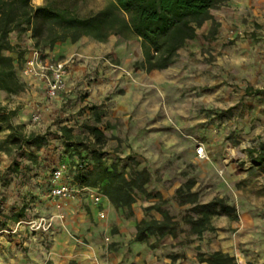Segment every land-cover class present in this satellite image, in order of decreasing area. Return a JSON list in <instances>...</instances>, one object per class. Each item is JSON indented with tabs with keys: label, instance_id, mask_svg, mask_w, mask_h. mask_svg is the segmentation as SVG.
<instances>
[{
	"label": "rangeland",
	"instance_id": "374dc122",
	"mask_svg": "<svg viewBox=\"0 0 264 264\" xmlns=\"http://www.w3.org/2000/svg\"><path fill=\"white\" fill-rule=\"evenodd\" d=\"M58 1L68 5L81 18L91 17L113 3L112 0H43L40 4L33 0L32 3L45 6ZM224 7L226 5L214 12H220ZM263 23L255 22L254 26H246L244 30L231 29L225 35L218 28L215 37L207 35L206 29H200L198 37L180 51L176 63L154 77L142 68L141 41L130 31L121 36L110 35L103 42L82 38L98 47L95 57L86 58L92 59L94 64L90 72L83 75L85 81L96 86L93 100H89L90 90L79 85L72 92L75 97L66 104L69 115L64 119L55 118L48 130L31 133L37 138L35 144L27 145L20 152L22 156L13 154L23 161L21 166L15 169L14 164L20 161L15 160L6 171L32 174L45 181L52 171L65 167L66 183L91 189L101 196L100 204L94 203L87 191L79 198L81 210L88 218L99 226H106L100 237L109 249L119 246V228L117 224L114 228L109 224L134 221L137 230L138 223L162 221L168 214L170 226L175 229L173 234L149 236L146 242H140L136 233V241L158 264H211L216 253L233 258L236 264H264L259 261L260 253L248 247L249 242L242 243L234 252H226L218 243L221 235L228 241L240 230L241 234L244 231V217L235 190L242 191L244 183L255 180L253 186L257 185L258 189L253 190L256 193L253 206H258L259 200L264 203V173L258 174L251 155L252 151L264 150V62L255 64L247 59L234 62V56H245L247 52L225 53L229 56L228 62H220L223 61L222 52L216 51L219 45L264 44V33H259L264 28ZM28 37H31L30 32L22 37V41ZM79 58L83 60L85 56ZM141 73L150 80L168 73L171 82L162 89L156 84L142 85L144 106L147 110L157 108L155 115H144L135 124V116L127 123L120 122L110 108L113 98L123 92L118 82L126 77L137 80L135 76ZM143 124L145 129H142ZM63 126L72 129V137L67 140L60 132ZM93 129L103 134L100 141L94 136ZM7 135L9 132L4 137ZM215 145L219 146L222 158H216L218 165L217 161L203 164L195 156L198 147L203 146L207 154ZM230 165L234 166L232 173L228 169ZM79 166H82L81 172H78ZM101 166L108 171L117 170L128 179L132 174L146 170L150 180L144 191H132L135 202L131 207L118 209L105 195L107 182L91 187L77 180L82 173L90 174ZM204 174L209 176V183L204 180ZM233 175L240 176L241 180L231 185ZM102 201L110 202L117 214L108 208L93 213L92 207L96 209ZM213 201H223L235 212L229 213L223 206H218L209 214V221L204 222L205 214L197 208ZM254 209L249 213V219L258 218ZM138 214L142 215V220L138 219ZM75 216L74 212L70 221H75ZM260 218L264 219V215ZM66 230L78 239L77 234L69 228ZM244 233L248 235L247 231Z\"/></svg>",
	"mask_w": 264,
	"mask_h": 264
},
{
	"label": "crops",
	"instance_id": "0c3cea01",
	"mask_svg": "<svg viewBox=\"0 0 264 264\" xmlns=\"http://www.w3.org/2000/svg\"><path fill=\"white\" fill-rule=\"evenodd\" d=\"M213 16L219 24V31L224 35L231 29L244 30L246 26H254L255 22H264V0H231L220 12H213ZM211 26L212 22H207L201 29H206V34L209 35ZM259 33H264V28ZM10 40L13 44H20L21 49L26 51L25 58L34 47L31 37L19 42L18 34L13 33ZM96 49H98L97 46L81 40L76 43L66 41L57 44L53 49L45 50V55L50 60L69 61L72 59L68 64L67 90L61 93L58 98L48 100L42 83L34 79H25L20 75L22 82L26 84V90L23 93L9 95L0 91L2 111L15 112L10 123L13 126L23 127L26 135L48 130L55 118L64 119L69 115L65 107L67 102L75 97L72 92H75L79 85L86 86L90 90L89 100H93L92 95L96 91V86L85 81L83 75L90 72L94 61L86 58L95 57ZM216 51L222 52L223 61L220 60V62H228L229 56L225 53L232 52L248 53L245 56H234V62L241 63L242 59H247V62L255 64L264 62V44L219 45ZM81 55L85 56V59H80ZM231 58L233 57L231 56ZM239 66H243V64ZM135 77L137 80L133 81L126 77L118 82L123 92L117 94L110 105L112 115L120 122L127 123L131 117L135 116L136 118H133V124H135L144 115H155L157 108L147 110L144 106L145 89L142 85L144 83L156 84L162 89L171 82L168 73L153 80L148 79L143 73ZM220 81L224 82V79H220ZM35 113L41 115L39 123H33L31 120ZM145 127L146 125L143 124L142 129ZM215 146L214 150L207 152L206 159L197 158L206 165L216 163L218 159L222 158L219 154V146ZM195 156H197L196 153ZM15 160L21 159H16L15 155L10 157L0 152V264H70L71 262L73 264H158L154 256L136 241V222L126 221L123 223L120 221L109 224L111 228H114L116 224L119 228L117 234L119 246L109 249L100 237L106 226L97 225L81 210L79 195L66 201L52 198L48 194L53 186L52 181L49 183L38 177H33L32 174L22 175L6 171ZM228 169L232 173L234 166L230 165ZM261 172L259 170L258 174ZM233 176L230 180L231 185L241 180L240 176ZM204 180L209 183L210 179L207 174ZM254 182L256 181L249 179L241 188L242 191L238 189L234 192L238 197L237 200L241 205L244 217L242 221L243 233L247 231L248 235L245 236L244 233L245 238H242L243 233L241 234L240 230L238 235L232 236L228 241H225L224 236L221 235L220 239L218 238V243L226 252L230 250L234 252V249L241 247L242 243L249 242L248 247L256 253H260L259 261L264 263V219L260 218L261 214L264 215V203L259 200L258 203L256 202L258 206H253V202H255L253 199L256 197L255 191L258 189L257 185L253 186ZM218 190L220 189L218 188ZM102 208H108L110 212L117 214L108 201H102L96 209L92 207V211L98 214ZM251 208H255L256 213L254 214L259 215L257 219L248 218L249 213H252ZM74 212L76 216L75 221L72 222L70 217ZM62 216L63 218H61ZM137 216L139 220H142V215L138 214ZM42 220L44 227L43 224L41 226ZM32 224H35V227L38 225V227L35 229ZM48 225L50 228L45 231L44 229ZM66 228L77 234L78 239L71 237ZM219 240L222 241L219 242Z\"/></svg>",
	"mask_w": 264,
	"mask_h": 264
},
{
	"label": "trees",
	"instance_id": "16d2710c",
	"mask_svg": "<svg viewBox=\"0 0 264 264\" xmlns=\"http://www.w3.org/2000/svg\"><path fill=\"white\" fill-rule=\"evenodd\" d=\"M39 4L43 0H36ZM231 0H112L105 10L81 18L72 12L68 5L61 2L48 3L45 6L33 5V0H0V91L9 95H19L26 90L22 82L21 70L26 62V51L20 44H13L10 36L18 34L19 42L27 33H31L34 47L45 53L57 44L71 41L76 43L84 37L98 42L105 41L110 35L121 36L130 31L141 41L143 52L142 68L151 77L167 70L176 63L180 51L198 37V30L207 22H212L210 37H215L219 24L213 12ZM14 111H2L0 108V152L7 155L22 152L27 145L35 144L36 136L26 135L23 127L13 126L10 122ZM9 135L4 137V134ZM64 140L72 137V129L63 126L60 129ZM93 134L100 141L103 134L93 129ZM21 152V153H20ZM252 158L258 169L264 173V150L252 151ZM23 161L16 162L18 169ZM81 172V167L79 166ZM53 174L45 177L46 182L53 180ZM80 176V175H79ZM77 178L82 185L97 187L108 183L105 195L118 209L129 208L135 202L132 191H144L150 176L146 170L132 174L127 178L117 170L108 171L104 167L94 168L91 173H82ZM218 206H223L229 213L235 209L227 207L223 201H213L198 207L209 221V214ZM168 214L164 220L142 221L137 224V239L146 242L149 236L173 234ZM211 264H236L235 260L221 253L212 257Z\"/></svg>",
	"mask_w": 264,
	"mask_h": 264
},
{
	"label": "built area",
	"instance_id": "2783aa9c",
	"mask_svg": "<svg viewBox=\"0 0 264 264\" xmlns=\"http://www.w3.org/2000/svg\"><path fill=\"white\" fill-rule=\"evenodd\" d=\"M71 60L72 59L69 61L50 60L44 52L33 47L21 70V74L25 79H34L42 83L45 88L46 98L48 100H54L67 90L66 77L68 74V64ZM31 120L33 123H39L41 121V115L35 113ZM196 155L199 158L206 157L203 146L197 148ZM64 170L65 167H59L53 174V186L50 189V196L52 198L59 201H66L87 191L89 192V198L92 199L94 203L100 204L101 196L98 193L93 192L91 189H83L66 183L64 181ZM58 207L60 208L61 206ZM101 214L103 215V213ZM61 218H63V216ZM42 224L43 220L41 226ZM49 228L50 225L45 227L44 230L48 231Z\"/></svg>",
	"mask_w": 264,
	"mask_h": 264
}]
</instances>
